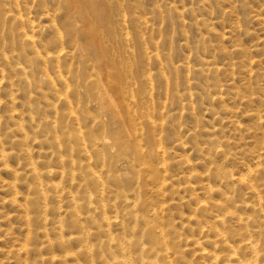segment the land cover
Masks as SVG:
<instances>
[{
	"label": "rangeland",
	"instance_id": "rangeland-1",
	"mask_svg": "<svg viewBox=\"0 0 264 264\" xmlns=\"http://www.w3.org/2000/svg\"><path fill=\"white\" fill-rule=\"evenodd\" d=\"M5 1L0 0V7L12 11L4 12L5 16L0 13V49L19 55L18 25L11 14H17L16 5L12 0L8 4ZM19 2L20 12L23 10L27 19L41 25L38 38L44 44L43 53L56 51L59 32L64 39L62 44L73 48L75 55L73 62L60 60L67 75V84L62 87L41 82L37 92L13 73L4 80L0 75V150L6 152V157H0V264H117L116 260L123 257L144 264L142 259L147 254L135 246V240L145 246L154 245V239L144 234L147 227L167 234L170 244H174L170 259L176 264H206L199 252L201 247L213 251L215 242H219L210 227L212 215L219 210L214 204L221 197L202 190L200 179H196L199 177L190 182L187 173L192 169L198 174L210 170L209 173H216L218 167L235 174L246 173L244 164L255 167L259 161L253 156L259 155L264 168V122L251 114L264 117V0ZM44 10L52 15L44 16ZM90 30L94 33L92 38L88 36ZM27 54L33 57L31 51ZM15 60L24 62L23 57ZM0 64L6 65L1 56ZM56 64L50 61L46 67L52 77ZM42 72V66L35 61L33 78L41 79ZM49 101L54 108L47 106ZM70 111L76 112L77 120L66 116ZM34 117L47 121L57 117L59 121L53 129L43 125L34 131L27 127ZM231 121L237 126H232ZM14 123H21L26 133L18 131ZM61 125H67L69 133H81L79 136L88 144L92 138L95 142L105 138L108 143L100 149L106 158H99L90 149V159H86L83 145L76 142L72 133L73 151L64 144L60 153L51 149L44 138L61 134ZM138 127L142 130L138 131ZM126 130H133V142L127 140ZM210 133L236 145L223 147L225 153L217 152L216 144L208 140ZM178 140L184 145L177 146ZM20 141L26 144L20 145ZM159 142L171 151L168 156L155 154L154 147ZM135 144L149 163L145 170L137 167L138 154L132 149ZM27 148L30 154L25 153ZM239 149L251 152L247 159L234 155ZM61 155L81 159V166L65 164ZM50 168L63 171L62 176L49 174ZM95 170L105 183L108 181L110 189L103 194L104 202L101 199L94 204L87 200L85 191L96 193L100 188L89 176ZM71 172L77 174L75 178ZM253 182L261 189L264 201V172L257 174ZM241 189L229 195L227 204L237 209V214L263 215L264 212L257 215L241 208L245 199L257 202L246 188ZM125 194L132 200L139 198L134 209L138 215L152 216L153 209L157 213L153 220H141L138 232L123 233L104 219L119 211L122 222L135 224L126 215L132 206ZM70 195L76 196L77 202ZM43 196L46 206L39 203ZM201 200L207 203L206 209L197 210L196 204ZM75 203L77 209L73 207ZM195 210L197 216L189 219ZM235 221L230 223L236 233L239 228ZM60 224L61 232L55 231ZM107 232L114 238L110 244L105 242ZM63 240L66 243L61 244ZM220 247L216 248L218 252Z\"/></svg>",
	"mask_w": 264,
	"mask_h": 264
},
{
	"label": "bare ground",
	"instance_id": "bare-ground-1",
	"mask_svg": "<svg viewBox=\"0 0 264 264\" xmlns=\"http://www.w3.org/2000/svg\"><path fill=\"white\" fill-rule=\"evenodd\" d=\"M2 1V0H1ZM7 1L9 2V0H6L5 2L7 3ZM14 1V4L16 5L15 7V10L14 12H16L18 14H13L11 13L13 16H15V19L16 22H17V25H18V33H19V43L20 44V49H18V53L19 55H16V54H6L3 50L0 49V56L3 57L4 59V63L6 64L5 66H2L0 64V75L2 77V79H6L7 78V74L9 73H13L15 74L16 76H19L22 81L25 82L26 86H28V88H32V89H38L40 90L41 89V82H47L49 86L51 87H54V86H57V85H65L67 84V75L65 74V72L63 71V69L61 68V64H60V60L62 58H65L67 59L68 61L70 62H73L74 61V55L73 54V48L72 50L68 49L67 47H65L62 42H61V36L58 33V40H57V49L56 51H46L45 53H43V48H44V44L42 43V39L39 40V35L41 33V25L36 22L35 20H30L29 18L27 19L25 17V15L22 13V11L20 12V2L21 0H12ZM4 2V1H3ZM11 3V1H10ZM23 3V2H22ZM5 4V3H4ZM8 4V3H7ZM3 5V4H1ZM11 5V4H10ZM13 5V3H12ZM9 6V5H8ZM19 6V8L17 7ZM3 7V6H2ZM0 7V13L3 15L4 12H8V11H12V9H9V10H6L5 8H2ZM6 7V4L5 6ZM11 8V6H9ZM26 7V6H25ZM23 7V8H25ZM89 8V7H88ZM14 9V7H13ZM18 9V10H17ZM83 11V9H82ZM81 11V12H82ZM88 13L90 12L89 9L87 10ZM28 12V11H27ZM9 13V14H10ZM92 13V12H91ZM95 13V12H94ZM8 14V15H9ZM33 14V13H32ZM26 15H28L26 13ZM43 15L46 16V17H50L52 14L50 11L48 10H44L43 11ZM100 15V14H99ZM5 16V15H3ZM1 16V17H3ZM11 16V15H10ZM9 16V17H10ZM101 16V15H100ZM93 17V15H92ZM97 17H98V20H99V16H98V13H97ZM8 18V16H7ZM13 18V17H12ZM95 18V17H93ZM6 19V18H5ZM88 19V17H87ZM97 18H95L96 20ZM101 19V18H100ZM89 20V19H88ZM87 20V22H88ZM41 21V20H40ZM51 21V20H50ZM95 22H98V21H95ZM101 22V20H100ZM3 23V22H2ZM91 23V22H90ZM264 24V23H262ZM4 25V23H3ZM54 26V25H53ZM96 26V25H95ZM264 28V27H263ZM234 29V28H233ZM94 30V29H92ZM90 30L88 36L89 38H92V36L94 35L93 31ZM96 31V30H95ZM63 34V32H62ZM61 34V35H62ZM65 38V37H63ZM72 39V38H71ZM3 41V39H1ZM64 41V39H62ZM66 40V39H65ZM73 41V40H72ZM4 42V41H3ZM2 42V43H3ZM16 42V41H15ZM56 42V41H55ZM74 42V41H73ZM2 43H1V47H2ZM75 43V42H74ZM94 43V42H93ZM96 43V41H95ZM6 45V43H5ZM15 45V44H14ZM53 45V44H52ZM16 46V45H15ZM54 45H53V49H54ZM52 48V47H51ZM56 48V47H55ZM50 49V48H49ZM222 49V48H220ZM8 50V49H7ZM51 50V49H50ZM27 51H31V53L33 54V57H31L30 55L27 54ZM45 51V50H44ZM8 52V51H7ZM16 53V52H15ZM225 53V52H224ZM15 57H23L24 58V62H20L18 60H15ZM210 57V56H209ZM2 59V58H1ZM17 59V58H16ZM22 59V58H21ZM230 60V59H229ZM35 61H38L40 63V65L42 66L43 68V77H41V79H36V76L35 78L34 75H33V64L35 63ZM50 61H53V62H56V70H54V74L55 76L52 77L46 67L48 65V62ZM256 61V60H255ZM213 62V61H212ZM252 63V62H251ZM37 64V63H36ZM35 64V65H36ZM34 65V66H35ZM50 65V63H49ZM53 65V64H52ZM51 65V66H52ZM35 69V67H34ZM37 69V68H36ZM35 69V71H36ZM50 69V68H49ZM53 69V68H51ZM193 69V68H192ZM263 69V68H261ZM214 71H216L217 69L216 68H213ZM38 72V70L36 71ZM68 73V71H67ZM237 73V72H236ZM8 74V75H9ZM212 74V73H211ZM238 74V73H237ZM254 75V74H253ZM261 75V74H260ZM264 76V73L262 74ZM259 78V77H258ZM245 80V78H244ZM253 80V79H252ZM219 81V80H218ZM21 82V80H20ZM216 82V81H215ZM230 82V81H229ZM264 82V81H263ZM220 83V82H218ZM5 84V83H4ZM207 84V83H206ZM15 85H17L15 83ZM234 85V84H233ZM254 85V83H253ZM45 87V86H44ZM62 87V86H61ZM65 87V86H64ZM27 88V89H28ZM234 88V87H233ZM238 88V87H237ZM23 89V88H22ZM217 89V88H216ZM224 89V88H223ZM245 89V88H244ZM232 90V89H231ZM236 90V89H235ZM239 90V89H238ZM37 91V90H36ZM26 92V91H25ZM38 92V91H37ZM219 92V91H218ZM262 96H264V90L262 92ZM41 94V93H40ZM251 96H252V93H250ZM37 95V94H36ZM26 96V95H25ZM35 96V95H34ZM218 97V96H217ZM245 97V96H243ZM50 98V97H49ZM32 99V98H31ZM37 99V98H36ZM46 99V97H45ZM209 99V98H208ZM246 99V98H245ZM43 100V99H42ZM50 100V99H49ZM65 100L67 102H69V100L67 99V96L65 97ZM220 100V99H219ZM33 101V100H32ZM37 102V101H36ZM44 102V101H43ZM28 103V102H27ZM26 104V103H25ZM39 104V103H38ZM47 104V103H46ZM23 105V104H22ZM54 103H51L50 101L48 102L47 106L48 107H51L53 106ZM244 105V103H243ZM27 106V105H26ZM187 106V105H186ZM42 107H44L42 105ZM24 108H26L24 106ZM54 108V106H53ZM188 108V107H187ZM214 108V107H213ZM262 108V107H261ZM30 109L31 110H34V108H32V106L30 105ZM146 109V108H145ZM148 109V108H147ZM42 110V109H41ZM151 110V109H150ZM44 111V110H43ZM45 112V111H44ZM246 112V111H245ZM257 112V111H256ZM18 113V112H17ZM233 113V112H232ZM11 114V113H10ZM20 114V113H19ZM36 114V113H35ZM142 114V113H141ZM252 116H256L258 117V120H260V122H264V117L262 116H257L256 113H251ZM151 115V114H150ZM149 114H148V117H151ZM18 117V115H16ZM30 116V115H29ZM28 116V117H29ZM66 116L70 117L72 119V121H75L78 119V116L76 114V112H69L68 114H66ZM250 116V115H249ZM12 117H15V115H12ZM4 118V117H3ZM54 118V117H53ZM138 118V117H137ZM5 119V118H4ZM11 119V118H10ZM22 119V117L20 118ZM14 120V118L12 119V121ZM3 121V119H2ZM58 118L56 117L55 120L53 121L52 119L51 120H46V118H37V117H34L31 124L30 125H26L27 127L29 128H32L34 131L35 130H39L40 129V126H49L51 127L52 129L54 128V126L57 124L58 122ZM64 121V120H63ZM222 121V120H221ZM235 121V120H234ZM234 121H231V124L232 126L235 125L237 126V124L234 122ZM28 123V122H27ZM64 123V122H63ZM128 123V122H127ZM138 123V121H137ZM2 124H4L2 122ZM12 124V123H11ZM15 124V123H14ZM68 124V123H67ZM5 125V124H4ZM13 125V124H12ZM126 125V124H125ZM16 127V129L19 131H25V128L24 126L21 124V123H16L14 125ZM72 126H75L74 125V122L72 124ZM127 126V125H126ZM249 127V126H248ZM45 128V127H44ZM141 128V127H140ZM138 127V131L140 129ZM218 128V127H217ZM28 129V128H27ZM42 129V128H41ZM127 129V127H126ZM180 129V128H179ZM250 129V128H249ZM45 130V129H44ZM50 130V128H49ZM69 128L67 125H61V130H60V133H56V134H53V135H46V137L44 138L45 141L49 142V145H50V148L57 151V153H60V146L62 144H64L65 146H67L70 150H74L73 149V146L71 144V140H72V136L70 135V132L69 133ZM76 129L73 128V131H75ZM142 130V128H141ZM182 130V129H181ZM206 130V129H205ZM217 130V129H216ZM54 131V130H53ZM79 131V129H78ZM133 131V130H132ZM132 131L130 130H126V132H128L129 136L126 137L127 140L129 142H133V135L131 134ZM155 131V130H154ZM153 131V132H154ZM38 132V131H37ZM125 132V134H126ZM135 132V131H134ZM133 132V134H134ZM12 133V132H11ZM26 133V131H25ZM52 133V132H51ZM138 133V132H137ZM141 133V131H140ZM144 133V131H143ZM43 134V133H42ZM74 135V137H76V142L79 143V145H83L82 147V150L85 152L86 154V159H90V155H89V151L90 149H93L97 156L99 158H102L104 159L105 156H103L102 152H101V149L106 145V143H108V141L103 138L101 141H98L95 142L94 138L91 139V142L90 144H88L85 140L81 139V137L79 136L81 133L76 134V133H72ZM139 134V133H138ZM16 135V134H15ZM136 135V134H135ZM156 135V134H155ZM26 136V134H25ZM35 136V135H34ZM140 136V135H139ZM161 136V135H160ZM193 136V135H192ZM203 136V135H202ZM201 136V137H202ZM216 135L214 133H210L209 134V139L211 142H213V144L215 145L216 144V151L217 152H222V153H225L224 152V149L223 147H226L227 145H236V143L234 142H230L228 139H224V140H221V139H217L215 137ZM156 137V136H155ZM188 137V136H187ZM83 138V137H82ZM87 138V137H86ZM205 138V137H204ZM34 139V138H33ZM97 139V138H95ZM119 139V138H118ZM30 140V139H29ZM42 140V139H41ZM153 140V139H152ZM242 140V139H241ZM5 141V140H4ZM206 141V140H205ZM43 142V141H42ZM246 142V141H245ZM17 143V142H16ZM68 143V144H66ZM128 143V142H127ZM26 142L24 141H20V145H25ZM37 144V143H36ZM44 144V143H43ZM131 144V143H130ZM155 144V143H154ZM18 145V144H17ZM47 145V144H46ZM129 145V144H128ZM177 146H183L184 143L180 140H178V143L176 144ZM196 145V144H195ZM3 146V145H2ZM6 146V144H5ZM233 146V147H234ZM258 146V145H257ZM46 147V146H45ZM150 147V146H149ZM167 147V146H166ZM164 144L162 143H157L156 144V147H154V151H155V154L158 156V157H166L170 154V150L169 148H166ZM170 147V146H169ZM239 147V146H238ZM259 147V146H258ZM101 148V149H100ZM151 148V147H150ZM174 148V147H173ZM48 149V148H47ZM133 151H135L137 154H138V157H137V167H139V170L143 169H147L149 168V163L148 161L146 160V158L143 157L144 153H143V150L140 148V146L138 144H135L133 145ZM212 149V148H211ZM250 149V148H249ZM205 150V149H204ZM251 150V149H250ZM38 151V150H37ZM228 151V150H227ZM52 152V151H51ZM17 153V152H16ZM25 153H28L30 154V149L27 148L25 149ZM70 153V151H69ZM146 153V151H145ZM249 153H251L250 151H246L245 149H239L238 152H235L234 155L238 158V159H247L248 155H250ZM37 154V153H36ZM71 154V153H70ZM233 154V153H232ZM225 155V154H224ZM253 155V154H252ZM22 157V155H20ZM156 156V157H157ZM0 157H6V152L4 149H1L0 150ZM13 157V156H12ZM29 157V156H28ZM67 157V156H66ZM78 157V156H77ZM146 157V156H145ZM193 157V156H192ZM209 157V156H208ZM254 158L258 159L256 160V165H254L255 167L251 166L247 163H245L244 167H245V170L247 171L246 173H239V174H235L233 172H229L228 170L222 168V167H218L216 170V173H209L210 171L208 172H205V173H200L198 174L196 171H194L192 169V171H190V173L188 174L187 173V178L189 179V181L192 179V178H196V177H199V178H196L197 181L198 179H200L199 181L201 182L202 184V190H205L209 193H216L218 195H220L221 199H217L216 200V203L214 204L215 206H217L219 208V210L214 213L212 215V220H213V226H211L210 228L211 229H214V232L216 234V237H218V241L219 242H215L214 246H215V250H208L207 248L205 247H201L200 248V256L201 258L205 259L207 261L206 264H264V213L263 215H258L257 213H261V212H264V201L262 199V196H261V189H259L258 185H256L254 182H253V178H255V176L257 174H260L262 172H264V168L261 166L263 165V162H260V158H261V155L259 156H253ZM27 158V157H26ZM55 158V156H54ZM106 158V157H105ZM160 158V159H161ZM223 158V157H222ZM232 158V157H231ZM18 159V158H17ZM22 159V158H21ZM49 159V158H48ZM56 159V158H55ZM54 159V160H55ZM167 159V158H166ZM203 160L207 159V156L204 155L202 157ZM53 160V159H52ZM61 160L71 166V167H75L76 165H79L81 163V159H75L73 158V156H68V158H64L62 155H61ZM150 160V159H149ZM156 160V159H155ZM165 160V159H164ZM186 160V159H185ZM56 161V160H55ZM93 161V160H92ZM178 161V160H177ZM188 163L190 162L189 159L186 160ZM193 161V160H192ZM5 162V161H4ZM161 162V161H160ZM246 162V160H245ZM191 163V162H190ZM234 163V162H233ZM106 164V162H105ZM104 164V165H105ZM109 164V163H107ZM161 164V163H160ZM57 165V164H56ZM165 167L166 163L163 162V164H161ZM81 164L78 166L80 167ZM110 166V165H109ZM108 166V167H109ZM163 167V168H164ZM213 167V166H212ZM9 168V167H8ZM111 168V167H110ZM194 168V167H193ZM228 168V166H227ZM61 169V168H60ZM101 169V168H100ZM72 170V169H71ZM104 173V169L102 167L101 169ZM164 170V169H163ZM100 171V170H99ZM205 171V170H204ZM135 172V171H134ZM35 173V172H34ZM48 173L49 174H52V175H61L63 174V171L61 172L60 170L58 169H54V168H50L48 170ZM66 173V172H65ZM72 173V172H71ZM98 171H91L90 172V177L91 179L93 180H96L97 183L100 185V188L99 190L96 192V193H92V192H89V191H85V195H86V198L88 201H90L91 203H99V201L101 199H103V202H104V197H103V194L105 192L108 191V189H110V187L107 185L108 184V181L105 183V180L104 178L102 177V175H99ZM167 174V173H166ZM70 175V174H68ZM77 174H75V172L72 173V177L75 178ZM87 175V174H86ZM161 175V174H160ZM262 176V175H261ZM48 177V176H47ZM260 177V176H259ZM89 178V177H88ZM262 178V177H261ZM82 179V178H81ZM162 179V178H161ZM183 179V178H182ZM38 180V179H37ZM91 180V181H92ZM35 181V180H34ZM118 181V180H117ZM153 181V180H152ZM166 181V180H165ZM185 181V179H184ZM192 181V180H191ZM190 181V182H191ZM195 181V180H194ZM258 181V180H257ZM261 181V179H260ZM161 182V181H160ZM189 182V183H190ZM199 182V183H200ZM211 182L215 183L214 186L211 185ZM263 182V181H262ZM261 182V183H262ZM26 183V182H25ZM39 183V182H38ZM35 184V183H34ZM162 184V183H161ZM166 184V183H165ZM164 184V185H165ZM231 184V185H230ZM258 184V183H257ZM3 185V184H2ZM40 185V184H39ZM153 185V183H152ZM186 185V184H185ZM8 186V185H7ZM154 186V185H153ZM163 186V185H162ZM189 186V185H187ZM261 186V185H260ZM43 187V186H42ZM45 187V186H44ZM242 187L246 188L247 189V193L252 196V197H256L257 199V202H253V201H249L247 199L243 200L242 201V204H241V208L244 209V210H248V211H251L252 213H256L258 216H248V215H245V214H237L235 208H231L227 203H228V199H230L229 195L231 194H234L236 193L238 190H240ZM87 188V186H86ZM153 188V187H152ZM157 188V187H156ZM160 188V187H159ZM184 188V187H183ZM182 188V189H183ZM188 189V187H186ZM191 188V187H190ZM119 189V188H118ZM155 189V188H154ZM162 189V188H161ZM42 190V188H41ZM45 190V189H44ZM113 190V189H111ZM136 190V189H135ZM242 190V189H241ZM110 191V190H109ZM157 191H158V188H157ZM161 191V190H160ZM164 191V190H163ZM192 191V190H190ZM194 191V190H193ZM184 192V191H183ZM245 192V191H244ZM107 194V193H106ZM118 194V193H117ZM120 194H121V191H120ZM203 194V193H202ZM201 194V195H202ZM244 194V193H243ZM116 195V194H114ZM126 195V194H125ZM135 195V194H134ZM188 195V194H187ZM245 195V194H244ZM209 196V194H208ZM247 197V195H245ZM264 196V195H263ZM69 197H71L72 201L73 202H77V198L76 196L74 195H70ZM130 197V196H129ZM126 199L129 200V203L131 204L130 206H132V209H130L129 211H127V217H129L130 219H132L135 224L133 226H130L126 223H124V221L122 222V219L119 218L120 217V212L119 211H116L115 212V215L114 216H108L104 219H106V222L109 224V225H113V224H116L117 227L119 228V230L123 233H134L136 230L138 232V226H139V222L141 220L143 221H147V219L149 220H153V217L155 216V209H153L152 212L153 215L152 216H148L145 218L144 215L140 216L138 215L137 213H135V208L139 205V198H134L132 200V198H127V195L125 197ZM150 199V198H149ZM148 199V200H149ZM242 199V198H241ZM45 200V196H43V198H41V200L39 201V203L41 205H45V203H43V201ZM120 200V199H118ZM127 200V201H128ZM200 200V199H198ZM213 200V199H212ZM231 200V199H230ZM8 201V200H7ZM106 201V200H105ZM121 201V200H120ZM152 201V200H151ZM208 201V200H207ZM198 202V201H197ZM153 203V202H152ZM161 204H163L162 202H160ZM120 204V202H119ZM232 204V203H231ZM238 204V203H237ZM14 205V203H13ZM78 204H74V208L77 209V206ZM213 205V204H212ZM211 205V206H212ZM152 206V205H151ZM163 206V205H162ZM206 206H207V203L204 201V200H201L199 201L197 204H196V208L197 210H201V209H206ZM21 207V205H20ZM129 208V207H128ZM155 208V207H153ZM43 209V208H42ZM45 209V207H44ZM74 209V210H75ZM103 209V208H102ZM123 209V208H122ZM161 209V207H160ZM76 211V210H75ZM43 212V210H42ZM105 213V212H104ZM113 213V212H112ZM91 214V213H90ZM105 215V214H104ZM23 216V215H22ZM192 216H197L196 215V210L194 211V214L193 215H190L189 216V219H192ZM43 217V216H42ZM202 217V216H201ZM41 218V217H40ZM232 219H236V226L239 228L238 231L235 233L234 230H233V227H232V224L230 223L232 221ZM28 220V219H27ZM204 220V218H203ZM208 220V219H207ZM39 221V220H38ZM42 221V220H41ZM40 221V222H41ZM28 222V221H27ZM60 222V221H59ZM201 222V221H200ZM50 223V222H49ZM62 224H60L59 226H56L55 227V231H58V232H61L62 230ZM107 225V224H106ZM148 225V224H147ZM202 225V224H200ZM108 226V225H107ZM150 226V225H149ZM109 227V226H108ZM159 227V226H158ZM47 228V227H46ZM65 229V228H64ZM75 229V228H74ZM140 231H141V228L139 227ZM161 229V228H160ZM158 228V230H160ZM197 229V228H196ZM164 230V229H163ZM40 231V230H39ZM161 232L160 233H157L155 232L153 229L147 227L146 230H144V234H147L149 235L150 237H152L154 239V245H150V246H145V244H141L138 240H135V243L136 245L135 246H138L140 248V250L142 252H144L145 254H147L145 256L144 259H142V262L144 264H176L173 260L170 259V251L174 248L172 245L174 244H170V241H168V236L167 234L160 230ZM211 231V230H210ZM243 232V233H241ZM47 233L45 232V236L47 237ZM160 235V236H159ZM73 235H71L72 237ZM95 236V235H94ZM106 239H105V242L107 244H110L112 243L111 241L114 240L112 234L110 232H107L106 234ZM175 238V237H174ZM204 238V237H203ZM213 238V237H212ZM78 239V238H77ZM47 241L48 243L50 242V240L47 238ZM46 241V242H47ZM133 242V241H131ZM66 243L65 240L61 241V244H64ZM197 243H200L199 241H197ZM208 243V242H207ZM221 245L222 247V250L219 252L216 250V248H218L216 246V244H219ZM134 244V243H133ZM179 244V243H178ZM49 247V246H48ZM220 247V248H221ZM136 248V247H135ZM192 248V247H191ZM120 250V249H119ZM96 251V250H95ZM175 251V250H174ZM176 252V251H175ZM177 253V252H176ZM71 254V253H70ZM52 256V255H51ZM123 256V255H122ZM130 256V255H129ZM112 257V256H111ZM117 258V256H115ZM119 257V256H118ZM88 258V257H87ZM130 258V257H129ZM53 259V258H51ZM114 260V259H113ZM116 263L117 264H135L132 260H128L127 258H118L116 260ZM108 264V263H107Z\"/></svg>",
	"mask_w": 264,
	"mask_h": 264
}]
</instances>
